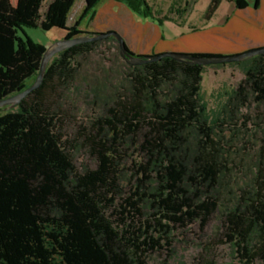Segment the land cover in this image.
<instances>
[{
	"label": "trees",
	"instance_id": "1",
	"mask_svg": "<svg viewBox=\"0 0 264 264\" xmlns=\"http://www.w3.org/2000/svg\"><path fill=\"white\" fill-rule=\"evenodd\" d=\"M45 1L14 6L0 0V100L29 89L40 72L47 48L25 28L56 25L67 32L65 39L84 36L83 21L96 19L103 0H84L82 20L73 24L76 0H54L42 12ZM115 1L160 26L180 24L188 13L179 2L163 14L149 0ZM225 1L239 10L250 6L249 0H212L205 19L211 21ZM110 43L118 44L110 38L62 52L39 90L17 108L0 110V264H149L170 231L195 223L205 230L217 213L234 264H264V140L248 191L223 209L221 192L241 151L213 137L208 126L201 96L205 67L171 58L124 63L123 84L108 96L101 88L87 90L103 110L80 133L92 165L76 166L65 133V92L78 82V59ZM242 63L246 77L231 100L248 103L254 96L264 106V55ZM190 131L203 137L193 150ZM135 152L138 159L128 169ZM126 171L132 173L127 182Z\"/></svg>",
	"mask_w": 264,
	"mask_h": 264
},
{
	"label": "rangeland",
	"instance_id": "2",
	"mask_svg": "<svg viewBox=\"0 0 264 264\" xmlns=\"http://www.w3.org/2000/svg\"><path fill=\"white\" fill-rule=\"evenodd\" d=\"M11 1L14 6L18 4V0ZM50 1H45L42 12L47 9ZM211 1L149 0L150 4L163 14H169L171 6L176 2L181 3L183 7H188V13L182 19H178L180 24L167 21L161 26L166 35L171 38L173 32L196 31L193 28L204 30L209 27V24H219L222 18L233 15L235 5L224 2L213 21H207L205 15ZM85 8L83 0H76L71 17L82 20ZM73 23L74 20H72ZM89 23L87 19L84 20L82 28L86 29ZM25 31L33 42L47 49L67 36V32L56 25L25 28ZM21 35L26 38L23 33ZM115 46L118 47V44H105L97 52L78 59V82L65 92L63 105L68 116L65 133L72 142L75 164L80 169L85 165H92L84 148L85 139L80 133L84 127L90 128L103 110L102 105L94 106V100L88 97L89 92L86 91L101 88L104 91L102 95L106 97L110 91L114 90L113 88L123 84L125 77L124 63L126 62L121 58L119 51L114 49ZM246 68V63L207 66L204 73L201 96L204 104L208 106L210 113L208 126L214 131L213 137L224 139V144L232 151H241L233 159V165L230 166L231 176L226 181V188L221 192L223 209L230 201L240 198L243 191H248L256 171L257 153L264 140V106L257 103L254 96L248 103L241 104L231 100L232 93L245 80ZM107 86H111L109 91ZM186 136L192 150L203 139L197 131H190ZM137 156L139 155L136 152L131 153V159L127 164L128 169L131 161L138 159ZM131 174L130 171L125 172L126 182ZM221 225L222 217L220 213H217L211 218L205 230L201 228L200 223H195L186 229L170 231L165 236L164 248L151 254L149 264H234L235 257L232 249L221 241Z\"/></svg>",
	"mask_w": 264,
	"mask_h": 264
},
{
	"label": "crops",
	"instance_id": "3",
	"mask_svg": "<svg viewBox=\"0 0 264 264\" xmlns=\"http://www.w3.org/2000/svg\"><path fill=\"white\" fill-rule=\"evenodd\" d=\"M249 1L248 8L239 10L234 7L233 15L222 18L219 24H209L204 30L173 32L171 38L158 23L135 14L126 4L103 0L96 19L86 29L81 26V30L87 33L117 32L136 55H239L264 48V0H261L260 8L255 7V0Z\"/></svg>",
	"mask_w": 264,
	"mask_h": 264
},
{
	"label": "water",
	"instance_id": "4",
	"mask_svg": "<svg viewBox=\"0 0 264 264\" xmlns=\"http://www.w3.org/2000/svg\"><path fill=\"white\" fill-rule=\"evenodd\" d=\"M110 38H114L117 41L121 58L131 66H143L161 61L165 58H171L176 61L186 63L188 65H198L202 67L220 66L226 64L242 63L249 59L264 55V48L254 49L246 53L231 56L201 57L192 54L181 53H165L160 55H136L128 48L123 36L117 32L111 31L107 33H87L86 35L78 38L64 39L55 43L52 47L48 48L44 55L41 69L35 83L29 89L22 93H19L5 100H0V110L11 111L12 109L17 108L28 96H30L35 91L39 90L44 84L50 63L56 56H58L62 52L78 45L94 43Z\"/></svg>",
	"mask_w": 264,
	"mask_h": 264
},
{
	"label": "built area",
	"instance_id": "5",
	"mask_svg": "<svg viewBox=\"0 0 264 264\" xmlns=\"http://www.w3.org/2000/svg\"><path fill=\"white\" fill-rule=\"evenodd\" d=\"M72 20V19H71Z\"/></svg>",
	"mask_w": 264,
	"mask_h": 264
}]
</instances>
